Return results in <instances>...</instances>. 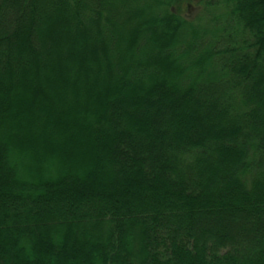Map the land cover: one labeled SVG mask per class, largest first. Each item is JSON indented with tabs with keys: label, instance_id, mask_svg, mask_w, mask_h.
Masks as SVG:
<instances>
[{
	"label": "trees",
	"instance_id": "obj_1",
	"mask_svg": "<svg viewBox=\"0 0 264 264\" xmlns=\"http://www.w3.org/2000/svg\"><path fill=\"white\" fill-rule=\"evenodd\" d=\"M0 0V264H264V0Z\"/></svg>",
	"mask_w": 264,
	"mask_h": 264
},
{
	"label": "rangeland",
	"instance_id": "obj_2",
	"mask_svg": "<svg viewBox=\"0 0 264 264\" xmlns=\"http://www.w3.org/2000/svg\"><path fill=\"white\" fill-rule=\"evenodd\" d=\"M201 1L202 0H186V5H189L188 15L193 17L199 14L202 8Z\"/></svg>",
	"mask_w": 264,
	"mask_h": 264
}]
</instances>
